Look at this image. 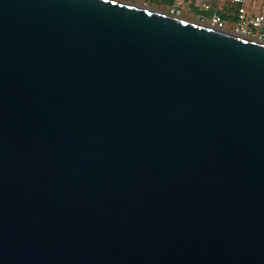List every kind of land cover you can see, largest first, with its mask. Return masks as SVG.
Masks as SVG:
<instances>
[{"label":"water","instance_id":"95a60500","mask_svg":"<svg viewBox=\"0 0 264 264\" xmlns=\"http://www.w3.org/2000/svg\"><path fill=\"white\" fill-rule=\"evenodd\" d=\"M0 264H264V42L0 0Z\"/></svg>","mask_w":264,"mask_h":264},{"label":"rangeland","instance_id":"374dc122","mask_svg":"<svg viewBox=\"0 0 264 264\" xmlns=\"http://www.w3.org/2000/svg\"><path fill=\"white\" fill-rule=\"evenodd\" d=\"M132 4H138L149 9L161 11L164 13L180 16L191 21H203L205 24L215 26L216 19L223 21L224 28L227 31H234V25L231 24L229 18L237 15V5L232 0H185L184 3L178 5L176 0H120ZM197 1H201V6L197 5ZM215 6V9L209 11L206 5ZM207 8V9H206ZM179 10L175 13V10Z\"/></svg>","mask_w":264,"mask_h":264},{"label":"built area","instance_id":"2783aa9c","mask_svg":"<svg viewBox=\"0 0 264 264\" xmlns=\"http://www.w3.org/2000/svg\"><path fill=\"white\" fill-rule=\"evenodd\" d=\"M235 4H238L237 19L234 23V31H231L237 35L248 37L264 42V15H257L254 17H247L244 8V0H232ZM179 10H175L178 13ZM176 15V14H175ZM224 22L216 19L215 27L220 29L224 28ZM255 30H262V32H255Z\"/></svg>","mask_w":264,"mask_h":264},{"label":"crops","instance_id":"0c3cea01","mask_svg":"<svg viewBox=\"0 0 264 264\" xmlns=\"http://www.w3.org/2000/svg\"><path fill=\"white\" fill-rule=\"evenodd\" d=\"M184 1L185 0H176V3L178 5H180V4L184 3ZM214 4L215 3H212V5H206L205 4L204 9H205V7H207L209 11H212V10L215 9V6H213ZM197 5L201 6V1H197ZM236 5H237L236 6L237 7V11H238L239 5L238 4H236ZM244 8H245L247 17H254V16H257V15H264V0H244ZM236 19H237V16H235L233 18V20H231V18H229V21H231V24L234 25ZM255 32H262V30H255Z\"/></svg>","mask_w":264,"mask_h":264}]
</instances>
